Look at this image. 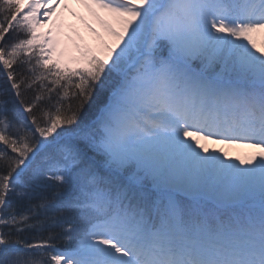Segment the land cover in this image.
<instances>
[{"label": "snow or ice", "instance_id": "snow-or-ice-1", "mask_svg": "<svg viewBox=\"0 0 264 264\" xmlns=\"http://www.w3.org/2000/svg\"><path fill=\"white\" fill-rule=\"evenodd\" d=\"M82 2L0 0V264H264V0Z\"/></svg>", "mask_w": 264, "mask_h": 264}, {"label": "rangeland", "instance_id": "rangeland-1", "mask_svg": "<svg viewBox=\"0 0 264 264\" xmlns=\"http://www.w3.org/2000/svg\"><path fill=\"white\" fill-rule=\"evenodd\" d=\"M76 3V12L68 14L65 9H61L58 11L57 16L54 17L52 23H48L41 29L43 32L58 30L62 41V48H64L69 55H78V53L75 52L74 44L81 43V38L83 43L92 47L97 46L98 41L92 32L89 31L88 25H91V27L95 28L98 32H102V29H100L98 23L95 21L88 7L85 6L82 0H79ZM101 15L103 14L101 13ZM69 66L76 67V65L71 64ZM207 146L210 150L223 149V151L227 152L233 159L236 157H246L255 151L254 149H245L237 145L228 146L208 143Z\"/></svg>", "mask_w": 264, "mask_h": 264}, {"label": "bare ground", "instance_id": "bare-ground-1", "mask_svg": "<svg viewBox=\"0 0 264 264\" xmlns=\"http://www.w3.org/2000/svg\"><path fill=\"white\" fill-rule=\"evenodd\" d=\"M77 1L79 0H63V3H61L60 7L58 8V11L61 9H65L66 13H72L77 11ZM103 15L107 16L106 13H102Z\"/></svg>", "mask_w": 264, "mask_h": 264}, {"label": "trees", "instance_id": "trees-1", "mask_svg": "<svg viewBox=\"0 0 264 264\" xmlns=\"http://www.w3.org/2000/svg\"><path fill=\"white\" fill-rule=\"evenodd\" d=\"M0 84H2V80H0Z\"/></svg>", "mask_w": 264, "mask_h": 264}]
</instances>
